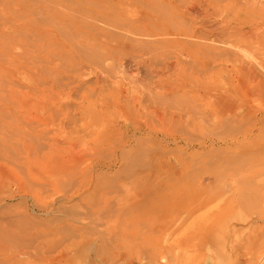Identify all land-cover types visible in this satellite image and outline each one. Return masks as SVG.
<instances>
[{
	"label": "rangeland",
	"instance_id": "374dc122",
	"mask_svg": "<svg viewBox=\"0 0 264 264\" xmlns=\"http://www.w3.org/2000/svg\"><path fill=\"white\" fill-rule=\"evenodd\" d=\"M8 23L14 30L0 33V264L25 261L48 241L58 242L51 264H264V122L253 147L233 144L251 125L244 113L253 102L251 113L264 112V98L246 97L254 84L230 62L242 49V61L264 63V0H0V29ZM85 23L95 29L81 35ZM43 24L54 34L48 51L62 52L51 65L29 46L26 28ZM181 24L188 36L164 33ZM241 30L245 44L235 40ZM202 35L226 55L176 50ZM17 39L25 44L12 56ZM206 64L213 75L197 78L205 88L176 87ZM237 106L243 119L231 121Z\"/></svg>",
	"mask_w": 264,
	"mask_h": 264
},
{
	"label": "bare ground",
	"instance_id": "6f19581e",
	"mask_svg": "<svg viewBox=\"0 0 264 264\" xmlns=\"http://www.w3.org/2000/svg\"><path fill=\"white\" fill-rule=\"evenodd\" d=\"M181 1V0H180ZM196 1V0H195ZM198 1V0H197ZM172 2V1H171ZM194 2V1H193ZM200 4H202V3H200ZM171 5H175L176 6V4H171ZM185 5H186V2H185ZM188 6V5H187ZM186 7V6H185ZM185 7H182L183 9L185 8ZM191 7H194V5H193V3H192V5H191ZM201 7V6H200ZM203 7V6H202ZM181 8V9H182ZM182 9V10H183ZM186 9V8H185ZM188 10H190V8L188 7L187 8ZM196 8L194 7V9H191L192 11L193 10H195ZM191 10H190V12H191ZM186 11V10H185ZM196 11V10H195ZM205 11V10H204ZM87 12V11H86ZM183 13H187V14H189V12H184V11H182ZM197 12V11H196ZM97 13V15H98V18L100 19V21H102L103 20V17H104V14H102V13H100V12H96ZM205 13V12H204ZM58 14V16H57V18H58V20H62L63 19V14L62 15H59V13H57ZM89 14H90V12H87V13H85V17H87V18H89ZM196 15H197V13H195ZM91 15H93V14H91ZM189 15H191V14H189ZM188 15V16H189ZM64 16H65V14H64ZM92 17V16H91ZM192 16H190V18H191ZM95 18H97V16L95 17ZM95 20H97V19H95ZM153 24H154V26L155 25H158V24H156L155 22H152ZM161 23V22H160ZM159 23V24H160ZM180 23V22H179ZM248 23H250V22H248ZM94 24V23H93ZM92 25V24H91ZM91 25H89V24H87V23H85V24H82V26L80 27V28H78V30L80 31V34H81V30L83 29L84 30V34H85V32L87 33V31H89V30H94L95 28H91L90 26ZM188 25V24H187ZM148 26V25H147ZM48 27V24H43L42 26L41 25H38L37 27H34V28H31V27H27L26 29L28 30V33L30 34L29 36H31V35H33L34 37H33V42L32 43H34L35 45H33L32 43H30L29 42V46H33V48L34 49H37V48H39L40 47V49H38V52L39 53H41V54H43L44 55V57H45V59L48 61V63H50V65L51 64H54V60L55 59H57L58 58V56H60L61 55V53L62 52H60V54L59 53H55V55H52L51 54V52H49L48 50H50L51 49V40L52 39H54L52 36L54 35L53 34V31L52 32H50L49 33V36H46L47 35V28ZM150 25L148 26V27H146V29L144 30V32H148L149 30H150ZM153 27V26H152ZM206 27V26H205ZM24 28V27H23ZM169 27H167L166 28V30H164V33H168V32H170V31H174V29L177 31H174V32H176V35H189L188 34V30H186L185 28V24H181L179 27H172V29L171 28H169ZM246 28H247V26H246ZM89 29V30H88ZM186 31H185V30ZM191 29V28H190ZM209 29V28H208ZM253 29V28H252ZM14 30V25L13 24H10V23H8V24H4V26L0 29V33L1 34H3V33H7V34H9V33H11L12 31ZM232 30V29H231ZM235 30V29H234ZM194 31V30H193ZM193 31H192V29H191V32H189V33H191L190 34V36L191 37H193V36H195L194 35V33H193ZM213 31V30H212ZM212 31H211V33H212ZM221 31H222V29H221ZM235 31H237V30H235ZM239 31V30H238ZM25 32V31H24ZM210 32V31H209ZM217 32V31H216ZM79 33V32H78ZM215 33V32H214ZM244 33H246V32H242V30H241V33H236L237 34V36L235 35V33L234 34H231L230 36L232 37V36H236L237 37V39H235L236 41L237 40H239L240 41V44L241 43H243L244 42V44H245V39H247L248 38V36H246L247 38H243L242 37V35L244 36L245 34ZM103 35H104V33H102ZM82 35V34H81ZM141 36H143L144 34H140ZM164 35V34H163ZM225 35H227V34H225L224 32L222 33V32H218V40H219V42H221V45H222V43H226V41H224V39H225ZM249 35V34H248ZM217 36V35H216ZM32 37V36H31ZM35 37H37V38H35ZM93 37H95L96 39V41H100V37H97L96 36V34H94V36ZM93 37H91V38H93ZM206 36L204 35V37H203V35L202 36H198V38H197V36H196V38L199 40V41H197L198 43H185V42H181L177 47H178V49H176L177 51L179 50V53L180 52H182V53H188V54H190V53H200V54H203V52H204V55H205V53H206V55H207V57L206 58H211V59H216L217 58V56H220L221 57V54L222 53H224L225 55H226V49H225V51H223V49H221V47L220 46H217V47H215V48H212V46H211V48H209V46H208V44L205 46V44L204 43H202L201 42V40H203V39H206L205 38ZM230 37V38H231ZM250 37V36H249ZM213 38V37H212ZM234 38V37H233ZM254 39V38H253ZM44 40H46V41H44ZM115 40V39H114ZM257 40V39H256ZM116 42H118L117 40H115ZM193 41V40H192ZM229 41V40H228ZM233 41H234V39H233ZM148 42V41H147ZM238 42V41H237ZM25 44L24 43V41H21V40H19V39H17L16 41H15V43L10 47V49H9V52H10V54L13 56V55H19L20 54V52H21V50H22V48H23V46H21V44ZM71 43V42H70ZM149 43V42H148ZM233 44H234V42H232ZM58 44L59 45H62V43L60 42V41H58ZM237 44V43H236ZM236 44H234V45H236ZM250 44V43H249ZM239 45V44H238ZM233 46V45H232ZM242 46V45H241ZM244 46H246V45H244ZM42 47H45L47 50H42ZM220 47V48H219ZM236 47V46H235ZM223 48V47H222ZM225 48V47H224ZM237 48V47H236ZM239 48V47H238ZM237 48V49H238ZM235 49V48H234ZM234 49H233V51H234ZM229 50V49H228ZM240 50V49H239ZM239 50H237L238 52H240ZM238 52H236V50L234 51V54L232 55V56H234V58L232 59V58H229V56H228V58L229 59H232L230 62L232 63L231 65H232V67L235 69V73L237 74V76L238 75H240L239 77L241 78V79H239V80H242V82L243 83H246V85L248 84V85H252V84H254V86H252V87H248V89L247 90H245L246 91V93H245V95H246V97L247 98H249L250 100H251V102H252V97L253 96H257L258 98H264V63H262V62H258V61H256L255 59L253 60V57H252V60H249V61H242V59H241V57H239L238 56ZM45 53V54H44ZM176 53V52H175ZM178 53V52H177ZM176 53V54H177ZM240 53H242V52H240ZM239 53V54H240ZM48 54H51V56L50 55H48ZM232 54V53H231ZM178 55V54H177ZM196 55V54H195ZM203 55V56H204ZM205 55V56H206ZM242 54H240V56H241ZM188 56V55H187ZM189 57H191V56H189ZM188 57V58H189ZM198 57V56H197ZM223 57V56H222ZM227 57V56H226ZM231 57V56H230ZM244 57H245V54H244ZM250 57V59H251V56H249ZM248 57V58H249ZM219 58V57H218ZM225 58V57H224ZM224 58H223V60H224ZM228 58H226V59H228ZM192 59V58H191ZM244 59V58H243ZM245 59H246V57H245ZM219 60V59H218ZM211 61V60H210ZM217 60H215L214 62H216ZM220 61H221V59H220ZM229 61V60H228ZM205 62V61H204ZM222 62V61H221ZM207 63V62H206ZM205 64V63H204ZM164 68V67H163ZM193 72H194V74H196V76H193L194 74L193 73H191L190 75H188L187 77H183L182 79H179L178 81H177V83H176V85H178V86H176V87H178V89H180V90H185L188 86H192V85H197L198 86V88L200 87V86H202V88H205V86L204 85H202L201 84V82H198V76H199V72H203V73H205V72H209V73H211L212 75H213V73H214V68L212 67V65H200V66H196V68L193 70ZM162 74V73H161ZM207 74V73H206ZM235 75V74H234ZM66 78H68V77H66ZM236 78V77H235ZM70 79V78H69ZM21 80V79H20ZM24 80V79H23ZM22 80V81H23ZM38 80V79H37ZM36 80V81H37ZM66 81L68 82V79H66ZM23 83H25V82H23ZM26 84V83H25ZM234 84V83H233ZM35 85H36V82H35ZM247 85V86H248ZM212 87V86H211ZM201 89V88H200ZM208 91V90H207ZM207 91L205 90V92L207 93ZM227 92H229L230 94L231 93H234L235 94V91H233V90H227ZM123 93V92H122ZM211 92L209 91V93H207V94H209V95H211L210 94ZM217 93V92H216ZM120 94V93H119ZM219 94H222V93H220L219 92ZM113 96H116L117 95V93L116 92H113V94H112ZM121 95V94H120ZM123 95V94H122ZM256 97V98H257ZM217 99V98H216ZM138 100V99H137ZM224 100V99H223ZM248 101V100H247ZM255 101V100H254ZM261 101V100H260ZM218 102V101H217ZM224 102V101H223ZM251 102H250V104H251ZM262 102H264V101H262ZM261 102V103H262ZM254 103V102H253ZM252 103V104H253ZM140 104V103H139ZM251 104V105H252ZM262 104H264V103H262ZM224 105V104H223ZM248 105L249 104H247V107H248ZM249 106V107H251V108H248V111L246 112V113H244V115L246 116V117H251L250 119H251V125L247 128V133L246 134H243L242 135V138H236V139H234V141H233V144L235 145V146H239L240 144H241V142L242 143H246V140L249 142V145L251 146V147H253L252 146V144L251 143H253V141H254V138H252V136L255 134V132L257 131V130H259L258 129V125H259V122H264V112H262V113H258V112H256V114H254V112L253 113H251L250 112V110L252 109V106ZM253 106H254V104H253ZM43 108L44 109H46V107H43V106H39L38 107V111H42L43 110ZM254 109V108H253ZM262 109H264V108H262ZM241 110H242V107H240V106H237L236 108H234L233 109V112L231 113V115H228V116H231V121H242V119H243V117H242V119L240 118V119H238V117L240 116V114H243V113H241ZM225 111V110H224ZM259 115V116H258ZM105 115H103V114H99V119H100V122H103V123H105L106 122V118L104 117ZM245 117V118H246ZM223 119V118H222ZM221 120V119H220ZM221 122V121H220ZM223 122V121H222ZM224 122H226V121H224ZM223 122V123H224ZM227 122H228V120H227ZM235 123V122H234ZM239 123V122H238ZM106 124V123H105ZM218 124V123H217ZM240 124V123H239ZM224 125V124H223ZM216 126H218V125H216ZM221 127V126H220ZM223 127V126H222ZM193 138V137H192ZM79 140V139H78ZM198 140V139H197ZM72 142H74L73 140H72ZM79 143V142H78ZM55 144H57V143H55ZM74 144V143H73ZM212 144V143H211ZM224 144V143H223ZM231 145V144H230ZM57 146H59V145H57ZM262 150H259L258 152H264V148H261ZM83 155V154H82ZM80 157H82V156H80ZM87 158V157H86ZM85 159V158H84ZM68 175V174H67ZM72 176V175H71ZM65 177H67V176H65ZM142 197V199L145 201V200H149V199H147V195L145 196V195H143V196H141ZM150 201V200H149ZM100 211V210H99ZM119 218H121V217H118L117 218V220L119 219ZM123 218H124V216H123ZM122 219V218H121ZM120 219V220H121ZM125 219V218H124ZM128 219V218H127ZM131 220V219H130ZM129 220V221H130ZM121 221H123V220H121ZM120 221V222H121ZM119 222V223H120ZM125 222V221H124ZM123 222V224H125ZM134 222V221H133ZM122 223V222H121ZM127 224H128V221H127ZM126 224V225H127ZM51 233V235H55V233L54 232H50ZM56 247H58V242L57 241H48V242H44V246L41 248V250H43L42 252H39V253H37V254H35L34 256L33 255H28V253L27 252H25L26 253V259H25V261L24 260H22V261H18V263L17 264H23L24 262V264H37V263H34L35 261L36 262H38V263H40L41 262V264H42V262H45L46 261V263L47 264H51V263H53L55 260V257H52V256H49L50 255V253L53 251V250H55V248ZM57 249V248H56ZM47 253L46 255L47 256H45V253ZM44 253V254H43ZM53 253V252H52ZM58 256V255H57ZM29 258H33V262L32 261H29V260H27V259H29ZM4 259V258H3ZM24 259V258H23ZM45 264V263H44ZM67 264V263H66Z\"/></svg>",
	"mask_w": 264,
	"mask_h": 264
}]
</instances>
